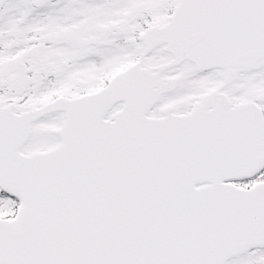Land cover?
Masks as SVG:
<instances>
[{"label":"snow or ice","instance_id":"6c2138e0","mask_svg":"<svg viewBox=\"0 0 264 264\" xmlns=\"http://www.w3.org/2000/svg\"><path fill=\"white\" fill-rule=\"evenodd\" d=\"M0 264H264V0H0Z\"/></svg>","mask_w":264,"mask_h":264}]
</instances>
